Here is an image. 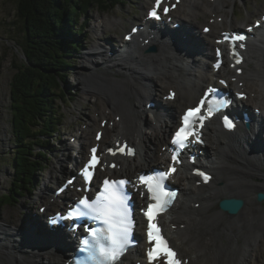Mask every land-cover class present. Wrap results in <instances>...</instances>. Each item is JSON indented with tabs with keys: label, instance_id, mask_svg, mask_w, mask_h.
<instances>
[{
	"label": "bare ground",
	"instance_id": "1",
	"mask_svg": "<svg viewBox=\"0 0 264 264\" xmlns=\"http://www.w3.org/2000/svg\"><path fill=\"white\" fill-rule=\"evenodd\" d=\"M203 2L209 5L206 0H183L182 5L172 12L174 21L166 23L170 26L172 23L182 21L189 32L191 42L202 50V53L204 52L205 57L195 55L191 64L185 59L190 55L187 53V48L179 54V57H171L168 51L160 48L156 52H147L151 42L145 45L143 42L148 36L142 41V37H138L133 45L119 44L118 47L102 43L101 36H98L94 42V50L87 52L85 56L95 67L91 66L90 73L82 77L80 84L89 95L93 94L102 99L100 110L103 106L105 108L96 116L89 117L90 130L89 128L81 132L78 130L74 135L75 140L80 143V157L77 163L85 156L87 145L95 143L91 131L94 126L96 129L100 127L98 124L100 116L102 119H112L113 115H115V124L106 127L107 135L102 140V147L106 148L110 143L107 141L108 136L111 137L112 143L127 139L138 148L141 156V158L137 156L113 159L122 164L119 174L135 176L141 170L151 169L159 163L160 158L164 157L165 152L161 155L159 153V143H166L172 124L177 123L176 116L180 107L192 105L194 98L212 79L213 68L210 62L214 59L215 39L209 36L215 37L218 28L228 29L225 21L220 23L217 21L214 25L215 30L209 34L199 33L196 30L193 22L200 24L199 17L201 13L206 12L200 7ZM230 2L231 0H218L216 4L210 5L209 10L215 13L221 10V5ZM227 12L224 11L225 14L218 16H225ZM120 24L119 21L101 17L93 30L97 27L108 30ZM229 25L234 27L232 22ZM190 28L194 30V36ZM112 48L115 49L114 54L118 57L108 55ZM263 53L264 30H261L256 33L247 50L245 73L238 76L235 87L243 88L249 93V98L243 101L244 104L249 108L253 103L254 109L261 108L262 114L259 117L264 118ZM175 58L181 63L172 60ZM231 73V76H237L235 71ZM170 86L178 87L180 92L176 98L180 101L178 104L166 102L164 97L158 99L160 92ZM151 101L156 102L155 107H148ZM148 111L152 113L156 111L155 122L147 120L144 123ZM118 115L121 118L117 121ZM254 128L246 127L231 134L222 129L218 121L213 120L209 126V138H213L216 149L215 151L209 149L198 157L199 162H206L214 171L215 178L211 182L212 185L197 186L200 178L190 174L184 176L180 182L182 195L170 215L165 217L164 222L181 255L190 258V264H249L252 261H255L254 264H264L262 255L264 200L260 201L257 197L258 193L264 192V136L257 135L258 131H253ZM155 140H159L158 144ZM62 146L65 148V158H59L62 169L53 165L46 175L39 193L40 201L44 199L42 195H48L50 182L53 179L59 180L62 176L61 172L68 173L66 162L72 158L70 149L74 145L63 142ZM185 168L191 170L188 166ZM74 193L69 189L56 199L52 195L50 203L54 205L64 197L73 196ZM227 197L241 198L244 207L235 214L224 211L220 202ZM27 203V208L23 211L24 216L19 214L20 216L13 221L14 227H7L5 224L13 209H7L5 214L0 216L6 221L0 224V234L4 236L0 237V264H64L70 252L61 248L56 239L39 240L38 235L43 232L44 222L34 211H30L35 208L36 201L31 200ZM27 209L29 211L26 212ZM20 243L24 245L21 246ZM67 245L70 248L74 247L70 242ZM141 255L142 249L137 247L133 254L120 264H129V261Z\"/></svg>",
	"mask_w": 264,
	"mask_h": 264
},
{
	"label": "rangeland",
	"instance_id": "2",
	"mask_svg": "<svg viewBox=\"0 0 264 264\" xmlns=\"http://www.w3.org/2000/svg\"><path fill=\"white\" fill-rule=\"evenodd\" d=\"M116 1L121 2L110 11L104 12L98 7H92L89 11V21L85 26L84 37V45L86 47L79 52L73 53L72 59H70L72 61L71 68L66 73H63L66 74V76L63 77L65 80L61 78V89L56 91V97L58 100L55 106L56 110L62 114L63 122L61 121V125L58 127L57 131L49 132L50 135L47 140L48 143H44L46 145V150L49 151V154L46 158L42 157L39 159L40 164L37 166L35 174L36 187H33L34 192L30 194L25 190L26 193L24 196L14 197V200L11 203L1 207L0 216H3L7 209H13L14 211L10 217H8L7 222L3 219V217L0 218V224L6 222L5 224L7 227H14L15 224L13 221L17 218V216H24L23 211L27 208V202H30L31 200H35L36 205L35 208L30 211H38L42 203V200H39V193L44 185L46 175L49 174L53 165L61 166L59 158H65V148L62 146L63 142L71 143L74 134L78 132L81 126H84L87 122H89V117L95 116L96 112L100 110L99 108L102 106V99L93 94L89 95V93L85 92V88H81L82 85L80 82L82 77L90 73L91 66L95 67L92 62H89L86 59L85 56L87 55V52H91V50L95 48L94 42L98 39V36H101L102 43H109L110 46L115 45L118 47L119 44H123V32L129 28L131 22L140 21L146 8L144 6L146 0ZM214 3L215 2L208 1L209 5ZM204 4V2L201 3L200 7L204 8ZM226 4L227 5H221L220 9L221 11H225V8L230 7L229 11H226L227 13L225 15V23L229 28V24L231 22L234 23L235 27H238L246 21L253 20L254 15L261 13L264 8V0H231L230 3ZM207 16V14L201 13L199 17V21H201L200 26L204 24ZM101 17L119 21L121 24L118 27H111L108 30H105L103 27H97L93 30V26L96 25L97 19ZM105 23L106 20L104 19V24ZM195 23L196 22L194 21L193 24ZM24 33V23L19 15L18 0H0V198L3 193L10 191V188L13 186V182L15 180V168L13 162L17 145L12 124V81L16 72L19 70V67L24 68L23 65L26 64V56L19 46V41L23 39ZM109 35L112 36L109 37ZM209 37L212 39L214 38L213 35H210ZM109 38L110 40H108ZM93 69L94 68H92V70ZM168 89V87H165L160 92V95L162 94L165 96ZM62 93L64 96L61 97L60 95ZM179 102L180 101L178 99L172 103L178 104ZM194 102L195 98L192 103ZM142 104H144V101ZM183 107L184 105L180 107L176 116L177 118ZM151 117H148V120H151ZM149 131L151 132V129H149ZM213 134L214 133L212 132V136ZM155 142L158 144L159 140H155ZM35 148V151L40 150V148ZM215 149L216 144L212 141L210 150L215 151ZM71 151L72 150H70V153ZM138 157L140 158V156ZM67 161L66 166H69L70 159ZM55 181L56 180L53 179L50 182V188L47 189L48 195H42V198L46 199L49 195H51L52 187L56 188L57 186L54 183ZM49 190L50 192L48 193ZM27 211L29 210L27 209L26 212ZM0 237L3 238L4 236L0 234ZM261 244L260 247L262 249ZM8 245H10L9 242ZM19 245L23 246L24 244L20 243ZM262 252V255L264 256V243ZM254 263L255 261H252V263L249 264Z\"/></svg>",
	"mask_w": 264,
	"mask_h": 264
},
{
	"label": "trees",
	"instance_id": "3",
	"mask_svg": "<svg viewBox=\"0 0 264 264\" xmlns=\"http://www.w3.org/2000/svg\"><path fill=\"white\" fill-rule=\"evenodd\" d=\"M121 2V1H120ZM116 0H18L24 36L19 46L26 56L12 81L13 130L16 138L15 180L0 198V208L14 197L24 196L35 183L39 159L47 151H35L50 131H57L62 114L56 110V91L71 68L75 50L83 48L82 22L92 7L102 10L120 4ZM75 36L80 39L69 37ZM65 80V78H63ZM61 97L64 96L62 93Z\"/></svg>",
	"mask_w": 264,
	"mask_h": 264
},
{
	"label": "snow or ice",
	"instance_id": "4",
	"mask_svg": "<svg viewBox=\"0 0 264 264\" xmlns=\"http://www.w3.org/2000/svg\"><path fill=\"white\" fill-rule=\"evenodd\" d=\"M160 0H157L159 5ZM167 11V9H164ZM155 16V10L151 13ZM232 39L234 40H243V36H235ZM244 45L241 44L240 47ZM239 58L237 63H239ZM215 104V102H213ZM200 109H189L185 116L183 117L184 126L181 127L176 133L173 139L174 144H179L181 148L185 146V141L190 135H194L191 129L192 120L197 116ZM213 111L212 107H209V114ZM225 126L227 128H233L234 124L225 118ZM93 151L92 163L95 164L98 162L97 157L95 156V149ZM121 153L125 152L124 148H120ZM109 152L115 155L116 153L109 149ZM126 154H133L131 150H128ZM176 157L173 156V160ZM115 167V165H113ZM175 168L170 169L169 172L159 173L157 175H141L139 177L140 183L146 186L148 194L154 203L149 204L147 211L144 212V215L148 220V239L150 241H156V246L148 252V259L153 261L157 259L160 255L161 243L164 244L163 255L168 258L167 264H181V262L175 259V253L171 248L167 247V242L162 241L159 235V229L153 223L155 216L164 211L167 206L171 203L172 199L175 197L176 193L171 191H166L163 185V181L167 179L170 172H174ZM204 176V180L207 181L209 177L200 173ZM85 176L91 178L89 172L85 171ZM126 183L125 180L120 181H104L103 191L100 192L98 197L94 202H90L89 199L83 198L79 200V205L82 206V209H76L70 212V216H87L92 215L96 219L101 220L107 226V236H101L96 232L95 229H89L90 235L98 242V256H92L91 259L95 260V264H111L112 261L118 260L119 256L126 249V246L131 243L130 235L133 229V220L131 216V210L128 205L127 196L121 190L122 185ZM55 223V221H52ZM107 240L108 244L101 243L100 241ZM87 243V241H85Z\"/></svg>",
	"mask_w": 264,
	"mask_h": 264
},
{
	"label": "water",
	"instance_id": "5",
	"mask_svg": "<svg viewBox=\"0 0 264 264\" xmlns=\"http://www.w3.org/2000/svg\"><path fill=\"white\" fill-rule=\"evenodd\" d=\"M258 199L260 201L264 200V193L263 192L259 193ZM220 206L223 210H225L231 214H235V213L239 212L241 210V208L244 206V201L241 200L240 198L227 197V198H224L220 202Z\"/></svg>",
	"mask_w": 264,
	"mask_h": 264
}]
</instances>
